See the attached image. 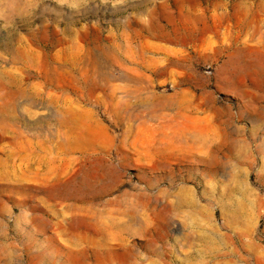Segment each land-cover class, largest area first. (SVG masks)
I'll return each mask as SVG.
<instances>
[{"label": "rangeland", "instance_id": "374dc122", "mask_svg": "<svg viewBox=\"0 0 264 264\" xmlns=\"http://www.w3.org/2000/svg\"><path fill=\"white\" fill-rule=\"evenodd\" d=\"M10 96L0 264H264V0H0Z\"/></svg>", "mask_w": 264, "mask_h": 264}, {"label": "bare ground", "instance_id": "6f19581e", "mask_svg": "<svg viewBox=\"0 0 264 264\" xmlns=\"http://www.w3.org/2000/svg\"><path fill=\"white\" fill-rule=\"evenodd\" d=\"M250 25V24H249ZM159 28V27H158ZM248 28H250L249 26H248ZM151 29V28H150ZM215 29V28H214ZM248 30V29H247ZM246 30V31H247ZM209 31V30H208ZM152 33H154V32H152ZM151 34V33H150ZM155 34V33H154ZM156 35V34H155ZM199 36V35H198ZM206 36V35H205ZM204 36V38H206ZM156 37V36H155ZM201 38H202V35H201ZM199 38H197L196 39V41L198 40ZM200 40V39H199ZM202 40V39H201ZM204 40V39H203ZM239 40V39H238ZM190 41V40H189ZM192 41V40H191ZM193 41H194V39H193ZM199 42H201V41H199ZM195 43V42H194ZM194 43H192V46H193V44ZM203 43V42H202ZM204 43H206V42H204ZM197 44V43H196ZM195 44V45H196ZM200 44V43H199ZM204 46H205V44H204ZM156 47V46H155ZM158 47V46H157ZM160 47V46H159ZM162 47V46H161ZM199 47H201V46H199ZM203 47V46H202ZM203 48H205V47H203ZM172 49V48H171ZM201 49V48H200ZM160 50V49H159ZM169 50V49H168ZM177 51V50H176ZM179 52V51H178ZM180 52H182V50L180 51ZM185 52V51H184ZM214 56V55H213ZM172 62V61H171ZM170 66V65H169ZM16 81V80H15ZM232 81V80H231ZM237 84V83H236ZM232 85V84H231ZM238 85V84H237ZM122 86V85H121ZM130 86V85H129ZM240 86V85H239ZM237 87V86H236ZM242 87V86H241ZM112 88V87H111ZM135 88H136V86H135ZM134 88V89H135ZM137 89H138V87H137ZM121 90H122V87H121ZM127 90V89H126ZM134 91V90H133ZM140 91V90H139ZM128 93V90L127 91H125V93ZM129 92H131V91H129ZM134 93H135V91H134ZM136 94V93H135ZM138 94V93H137ZM136 94V95H137ZM9 95H12L11 94V92H10V94ZM135 95V96H136ZM13 99V100H12ZM15 99L12 97V96H10L9 97V101H8V103H7V107H6V112H1L0 111V125H3L4 124V113H8L9 115H13V109H14V107H15ZM84 110V109H83ZM202 111V110H201ZM197 112V111H196ZM65 115V114H64ZM196 116H197V113H196ZM195 116V117H196ZM65 117V116H64ZM198 117H200V116H198ZM68 120V118H67V115H66V117H65V120ZM191 119V118H190ZM206 119H207V117H206ZM195 120V119H194ZM193 120V121H194ZM202 120H204V119H202ZM208 120V119H207ZM197 124L198 123H196L195 125L197 126ZM202 124V123H201ZM202 126H204V125H202ZM197 127H200V126H197ZM214 127V126H213ZM203 128H205V127H203ZM201 129V128H200ZM202 130V129H201ZM130 132V131H129ZM200 132V131H199ZM203 132V131H202ZM201 134V133H200ZM199 135V134H198ZM197 135V136H198ZM188 136V135H187ZM185 137H186V135H185ZM199 137V136H198ZM203 137V136H202ZM183 138V137H182ZM190 138V140H191V137H189ZM197 139V138H196ZM199 139V138H198ZM186 140H187V138H186ZM193 140V139H192ZM201 140V139H200ZM118 141V140H117ZM88 143L89 142V140L87 139H84V138H79V137H77V136H75L74 135V133H72V136L71 137H69L68 139H67V143L69 144V145H77V144H82V143ZM199 142V141H198ZM203 142V141H202ZM189 143V142H188ZM191 143V142H190ZM194 143V142H193ZM201 143V142H200ZM196 147V146H195ZM133 148V147H132ZM193 148H194V146H193ZM201 148V147H200ZM188 149H189V147H188ZM190 149H191V147H190ZM191 150H193V149H191ZM191 150H189V151H191ZM196 151V150H195ZM194 152V151H193ZM198 152V151H197ZM200 152V154H202V152L201 151H199ZM198 152V153H199ZM191 153H192V151H191ZM204 153V152H203ZM192 154H194V153H192ZM206 154V153H205ZM203 155V154H202ZM8 175V174H7ZM102 187V186H101ZM127 194V193H126ZM130 195V194H129ZM58 202V201H57ZM137 220V219H136ZM133 224V223H132ZM131 224V225H132ZM118 225H119V223H117L116 221H111V223H110V227L113 229V228H115V227H118ZM122 225V224H121ZM136 225V224H135ZM134 225V226H135ZM129 226V225H128ZM132 227V226H131ZM122 228V227H121ZM124 229H129V228H127V227H123ZM133 229V228H132ZM131 229V230H132ZM121 231V230H120ZM125 231H128V230H125ZM129 232V231H128ZM116 238V237H115Z\"/></svg>", "mask_w": 264, "mask_h": 264}]
</instances>
